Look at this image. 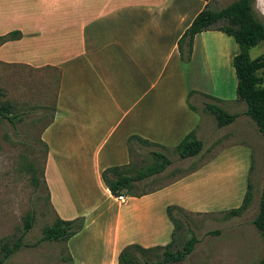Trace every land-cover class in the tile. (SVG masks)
Instances as JSON below:
<instances>
[{"label": "crops", "instance_id": "obj_1", "mask_svg": "<svg viewBox=\"0 0 264 264\" xmlns=\"http://www.w3.org/2000/svg\"><path fill=\"white\" fill-rule=\"evenodd\" d=\"M205 5L202 0H0V36L20 33L0 48H16L20 64L57 71L53 114L40 139L46 146L44 176L56 217L83 220L82 229L67 241H85V255L71 250V264H116L127 245L165 246L172 231L161 215L166 206L204 212L193 201L163 199L186 178L174 177L144 193L123 192L126 200L119 204L100 174L111 167H136L139 144L127 142L131 137L158 147L177 145L190 132L199 137L202 115L186 103V91L172 96L166 87L183 72L194 83L192 70L179 58L177 41ZM210 33L219 32L194 35L188 66L195 47ZM190 81L187 89L194 93L189 96L208 95ZM61 166H85V191L76 194L77 207L70 211L64 204L75 195L63 193L67 181ZM239 243L243 248H234L235 258H247L250 264L254 253L257 264L264 245L247 243L246 250Z\"/></svg>", "mask_w": 264, "mask_h": 264}, {"label": "rangeland", "instance_id": "obj_2", "mask_svg": "<svg viewBox=\"0 0 264 264\" xmlns=\"http://www.w3.org/2000/svg\"><path fill=\"white\" fill-rule=\"evenodd\" d=\"M202 1L206 2L208 10L217 11L235 0ZM252 10L256 19L264 22V0H253ZM208 37L195 47L191 65L188 66L190 60L182 61L186 69L192 70L194 83L183 72L166 87V92L172 96L186 91V103L202 115L197 127L201 150L196 156L181 160L173 151L176 144L167 143L158 148L139 145L134 154L137 168L153 162L149 151L160 152L171 164L162 173L135 183L131 193L154 190L174 177L186 178L169 188L163 199L193 201L195 208L204 212L185 211L180 216L182 228L175 232V241L169 250H180L191 235L196 243L183 261L174 264H246L247 258L246 261L241 257L236 259L232 253L234 248H243L239 241H243L244 246L254 242L264 245L251 224L258 211L263 184L264 138L243 114L245 105L235 95L231 58L238 52L236 44L221 33H210ZM247 53L254 59L264 53V48L257 45ZM17 54L16 48H0V103L14 104L21 114V121L14 124L0 119V246L3 243L11 246L26 215L32 214L34 221L22 239V247L2 264H71L70 251L73 250L75 256L85 255V241L38 242L43 229L56 218L45 183L47 151L40 135L53 114L57 71L20 64ZM189 81L212 99L189 96ZM207 103L219 106L228 114H236V119L217 128L213 117L204 110ZM61 170L67 181L63 183V193L75 195L73 202L64 204L66 211H70L77 207L76 194L82 195L85 191V166H61ZM69 173H72L71 179H66ZM247 181L251 195L245 210L239 216L225 217V211L239 206ZM161 212L162 218H167L165 210ZM254 258L255 254L251 253L250 264H254ZM145 259L153 261L155 257L147 254ZM138 264H142L139 258Z\"/></svg>", "mask_w": 264, "mask_h": 264}, {"label": "trees", "instance_id": "obj_3", "mask_svg": "<svg viewBox=\"0 0 264 264\" xmlns=\"http://www.w3.org/2000/svg\"><path fill=\"white\" fill-rule=\"evenodd\" d=\"M253 0H235L224 8L217 11H210L204 8L191 20L177 41V51L181 61H188L191 55L192 39L194 35L206 32H219L229 37L236 44L238 52L231 58V66L235 77V95L238 100L244 103V115L249 118L257 132L264 138V53L254 59L248 57V49L261 45L264 48V22H260L254 16ZM20 38V33L11 31L4 36H0V43L13 41ZM194 93L189 91L188 95ZM205 96L208 99L211 97ZM204 110L213 117L215 126L222 128L231 124L237 117L236 114H228L219 106L207 103ZM0 119L9 124L21 121V114L17 112V106L9 102L0 103ZM136 140L140 146H158L141 140L138 137H131L127 140ZM202 147V143L197 140L193 133L185 135L174 147L173 151L178 159H185L196 156ZM46 150V147L44 146ZM153 162L143 168L136 167H111L101 172L100 178L104 187L113 197L119 193L131 194L133 186L142 180L162 173L170 164V160L157 151H149ZM31 170V168H29ZM35 184V181H34ZM251 195V185L247 181L245 191L238 207L224 212L225 217L239 216L246 207ZM184 210L176 206H166L165 214L172 226L171 240L163 247H153L143 249L138 245H127L123 247L116 259V264H138V258L142 264H174L183 261L193 250L196 239L190 236L182 245L180 250L170 251L175 241V232L182 228L181 218ZM34 221L32 214L26 215L22 228L15 240L9 246L3 243L0 246V264L9 258L15 251L22 247L24 235L31 229ZM252 226L258 232L264 244V167L263 184L258 197V211L251 221ZM83 226L82 218L72 220H61L55 218L54 221L42 231L40 241L65 242L70 237L78 233ZM217 234V232H213ZM147 254H152L155 260H146ZM257 264H264V254Z\"/></svg>", "mask_w": 264, "mask_h": 264}, {"label": "built area", "instance_id": "obj_4", "mask_svg": "<svg viewBox=\"0 0 264 264\" xmlns=\"http://www.w3.org/2000/svg\"><path fill=\"white\" fill-rule=\"evenodd\" d=\"M114 201L119 204H123L126 200L123 194L119 193L113 197Z\"/></svg>", "mask_w": 264, "mask_h": 264}]
</instances>
